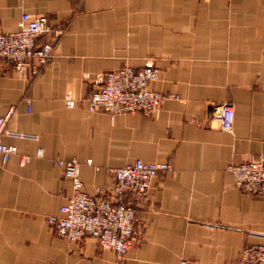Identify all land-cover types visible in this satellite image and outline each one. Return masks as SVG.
Returning a JSON list of instances; mask_svg holds the SVG:
<instances>
[{"label":"crops","instance_id":"0c3cea01","mask_svg":"<svg viewBox=\"0 0 264 264\" xmlns=\"http://www.w3.org/2000/svg\"><path fill=\"white\" fill-rule=\"evenodd\" d=\"M22 12L64 31L38 38L54 48L36 74L0 60V115L11 111L0 139L17 147L0 163V264H239L243 246L264 244V197L238 189L227 170L264 159V0H0V31ZM147 64L159 69L151 88L178 99L152 116L88 110L106 71ZM225 101L230 131L213 115ZM70 158L90 194L113 183L110 167L170 161L131 197L136 240L123 256L47 222L71 194L56 163Z\"/></svg>","mask_w":264,"mask_h":264},{"label":"built area","instance_id":"2783aa9c","mask_svg":"<svg viewBox=\"0 0 264 264\" xmlns=\"http://www.w3.org/2000/svg\"><path fill=\"white\" fill-rule=\"evenodd\" d=\"M64 28L49 24L45 15L22 12L14 30L0 31V60L9 64L18 73H38L53 56L54 41ZM50 34L54 41L38 38ZM158 68L152 64L139 69L124 65L103 74L101 84L87 97L88 110L102 109L111 119L116 114L140 112L154 115L165 99L175 97L151 88L150 83L158 79ZM67 107L75 105V98L64 96ZM11 111L0 115V136ZM214 119L223 131H230L234 122V107L225 101L217 107ZM18 136L29 137L26 133ZM17 147L0 139V163L8 161ZM38 148L35 156L41 157ZM31 155L21 154L20 162H29ZM58 167L71 182V194L59 208V213L47 217V222L56 233L69 241L93 238L101 249H111L123 256L136 240V211L131 201L134 195H142L150 188L151 180L158 173L171 169L170 161H143L136 159L122 166L110 167L113 183L96 186L95 193L84 189L80 178L81 162L76 158L58 159ZM85 163H90L86 159ZM227 170L235 185L243 192L264 197V159H250L241 163H230ZM179 264H192L186 260ZM239 264H264V244L245 245L240 250Z\"/></svg>","mask_w":264,"mask_h":264},{"label":"rangeland","instance_id":"374dc122","mask_svg":"<svg viewBox=\"0 0 264 264\" xmlns=\"http://www.w3.org/2000/svg\"><path fill=\"white\" fill-rule=\"evenodd\" d=\"M158 72H159V69H158ZM158 91V90H157ZM161 92V91H160ZM165 94V93H164ZM167 95H173V94H167ZM176 96V99L179 98V96L177 94H174ZM170 98H175V97H170Z\"/></svg>","mask_w":264,"mask_h":264}]
</instances>
